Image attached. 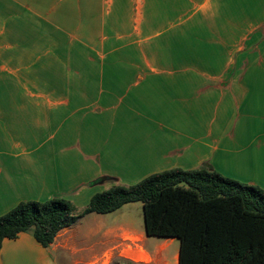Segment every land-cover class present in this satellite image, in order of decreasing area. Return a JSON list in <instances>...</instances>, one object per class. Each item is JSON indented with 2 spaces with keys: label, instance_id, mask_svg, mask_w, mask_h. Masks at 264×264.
Here are the masks:
<instances>
[{
  "label": "crops",
  "instance_id": "obj_1",
  "mask_svg": "<svg viewBox=\"0 0 264 264\" xmlns=\"http://www.w3.org/2000/svg\"><path fill=\"white\" fill-rule=\"evenodd\" d=\"M172 169L264 191V0H0V216ZM115 213L5 239L0 264H102L119 230L150 254Z\"/></svg>",
  "mask_w": 264,
  "mask_h": 264
},
{
  "label": "trees",
  "instance_id": "obj_2",
  "mask_svg": "<svg viewBox=\"0 0 264 264\" xmlns=\"http://www.w3.org/2000/svg\"><path fill=\"white\" fill-rule=\"evenodd\" d=\"M133 203L142 206L146 237L179 242L178 264H264V191L206 169H172L132 186H113L79 211L57 196L21 202L0 216V249L3 240L21 233L46 249L84 216L112 214Z\"/></svg>",
  "mask_w": 264,
  "mask_h": 264
},
{
  "label": "rangeland",
  "instance_id": "obj_3",
  "mask_svg": "<svg viewBox=\"0 0 264 264\" xmlns=\"http://www.w3.org/2000/svg\"><path fill=\"white\" fill-rule=\"evenodd\" d=\"M134 206L136 207H129L113 214L109 217L110 219L107 221V224L116 223L118 226L127 225L132 230L142 231V208L139 203ZM163 242L164 239L149 237L147 241V249L150 251V254H147L140 245V239L138 237L127 235L122 236L121 230H119L118 242L115 248L105 256V260H103L102 264H177L178 256L173 257L178 253L179 242L177 240L169 245L166 252L160 254L159 257H154L152 251H154L157 244ZM166 244H170L169 241H167ZM129 251L134 253L133 256L126 254ZM142 255H144L145 258L142 257Z\"/></svg>",
  "mask_w": 264,
  "mask_h": 264
},
{
  "label": "bare ground",
  "instance_id": "obj_4",
  "mask_svg": "<svg viewBox=\"0 0 264 264\" xmlns=\"http://www.w3.org/2000/svg\"><path fill=\"white\" fill-rule=\"evenodd\" d=\"M126 254L133 256V254H134V253H132L131 251H129V252H127ZM142 257H144V258H145V256H144V255H142ZM141 259H142V258H141Z\"/></svg>",
  "mask_w": 264,
  "mask_h": 264
}]
</instances>
